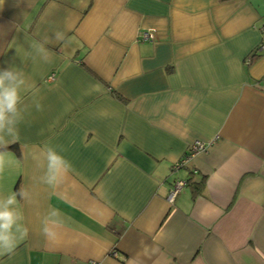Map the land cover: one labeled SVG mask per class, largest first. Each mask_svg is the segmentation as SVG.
<instances>
[{"label":"crops","instance_id":"0c3cea01","mask_svg":"<svg viewBox=\"0 0 264 264\" xmlns=\"http://www.w3.org/2000/svg\"><path fill=\"white\" fill-rule=\"evenodd\" d=\"M13 66L32 87L0 200L25 198L0 264H264V0H3ZM48 146L71 165L55 186Z\"/></svg>","mask_w":264,"mask_h":264},{"label":"clouds","instance_id":"9594fccd","mask_svg":"<svg viewBox=\"0 0 264 264\" xmlns=\"http://www.w3.org/2000/svg\"><path fill=\"white\" fill-rule=\"evenodd\" d=\"M2 2L3 0H0V3ZM64 38V33L57 31L52 38L45 37L43 42L33 40L30 55L34 54L44 62H50L52 53L45 45L60 43ZM31 87L28 78L15 66L0 70V146H7L6 137H12L13 141L18 137V126L25 120V113L30 107L25 102L23 94L29 92ZM31 102L37 110H42V105L35 95L32 96ZM2 158L3 154L0 153V162ZM36 162L39 167L44 168L42 179L49 186H55L60 181L62 173H67L71 168L70 162L51 146L44 148L37 155ZM17 195L25 198L22 191L0 200V254L11 252L15 246L10 232L11 224H6V221L14 223V205L17 202ZM53 212L58 213V210L54 209ZM45 233L47 234V229ZM141 248L146 255L158 250L143 241H141Z\"/></svg>","mask_w":264,"mask_h":264},{"label":"built area","instance_id":"2783aa9c","mask_svg":"<svg viewBox=\"0 0 264 264\" xmlns=\"http://www.w3.org/2000/svg\"><path fill=\"white\" fill-rule=\"evenodd\" d=\"M143 37L144 38H150L151 37V34L147 33V32H143ZM205 147V144L202 143V142H199V141H195L194 143H192L190 145V149L192 152H195V151H198V150H201ZM181 163L180 162H177L174 164V168L176 169ZM183 181L182 180H174L173 183L170 185L169 187V190L167 192V196H166V199L167 201L169 202H172L175 195L180 191L181 187L183 186ZM93 264H96V263H93Z\"/></svg>","mask_w":264,"mask_h":264},{"label":"trees","instance_id":"16d2710c","mask_svg":"<svg viewBox=\"0 0 264 264\" xmlns=\"http://www.w3.org/2000/svg\"><path fill=\"white\" fill-rule=\"evenodd\" d=\"M6 147H14L13 145H8V146H6ZM202 181V180H201ZM201 181L199 182V184L201 183Z\"/></svg>","mask_w":264,"mask_h":264}]
</instances>
